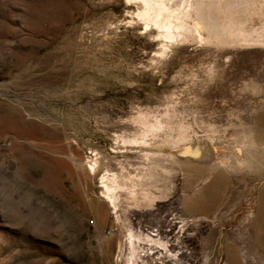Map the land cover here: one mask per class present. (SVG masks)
I'll return each mask as SVG.
<instances>
[{"label": "rangeland", "instance_id": "374dc122", "mask_svg": "<svg viewBox=\"0 0 264 264\" xmlns=\"http://www.w3.org/2000/svg\"><path fill=\"white\" fill-rule=\"evenodd\" d=\"M142 8L0 0V264H264V42Z\"/></svg>", "mask_w": 264, "mask_h": 264}, {"label": "bare ground", "instance_id": "6f19581e", "mask_svg": "<svg viewBox=\"0 0 264 264\" xmlns=\"http://www.w3.org/2000/svg\"><path fill=\"white\" fill-rule=\"evenodd\" d=\"M128 1L141 3L143 8H142V11H140L138 13L141 20L145 21V23H147V25L148 24H151L152 26L154 25L155 28L158 29L159 33H161L162 36H164L168 39H172L175 37L174 36V35H176L175 32L178 31L179 28L181 27L183 20H185L187 17H191V15H190L191 9L194 8V11H195L194 14L196 16L202 18L200 20L202 22H199V23L202 24L203 28L212 29L211 27L213 25H214L213 27H216L218 25L219 28H217V30H219L220 36H222L223 38L227 39L228 35L231 33V31L235 32V33L237 31L238 34L236 33L237 34L236 41H237V39H239L241 41H245V43H247V42H264V23L262 24L261 27L257 26V25H251L249 27H246V26L237 27V26H235V23L233 22V20H235L234 19L235 16H232L233 12H235V10L238 11V10H241L244 8L243 5L236 3L235 0H128ZM238 1H244L246 4H248L247 6H249L247 8H249L250 11H254V13H257L259 15H261V13L262 14L264 13V0H238ZM174 2L177 4L179 3L178 5H180V7H181V8H179V10H175L172 8ZM253 2H256V6H252ZM213 3L219 4V5H217V7H218L217 13L222 18L218 22H216L217 20L209 22L203 18L208 13L213 15V13L208 12V9H210L214 6ZM255 23L258 24L259 20L255 21ZM204 31L205 30H203V32ZM179 33H181V32H179ZM215 37H217V36H215ZM102 180H103L102 181L103 187L105 188L106 193L109 196L111 202H113V198L110 196L112 194H114L115 191H117V190L115 188H113V186H110L108 181H106V180H108L107 175H106V177L104 176V178ZM134 235H135L134 232L131 229H128L127 233L125 235L126 237L122 236V238H125L127 241L128 239L131 240ZM153 242L156 245L161 246V248L163 250H166V246H165L166 243L163 242L161 238H158L157 240H155ZM131 245H133V244H131ZM126 262H127V264H134L135 263L133 252H131L129 254V256L126 257Z\"/></svg>", "mask_w": 264, "mask_h": 264}]
</instances>
